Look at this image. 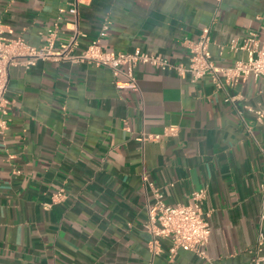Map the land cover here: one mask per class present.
I'll return each instance as SVG.
<instances>
[{
  "label": "crops",
  "instance_id": "obj_1",
  "mask_svg": "<svg viewBox=\"0 0 264 264\" xmlns=\"http://www.w3.org/2000/svg\"><path fill=\"white\" fill-rule=\"evenodd\" d=\"M74 0H0V24L41 48L56 28L53 52L69 42ZM80 54L92 41L105 51L140 50L187 65V41L211 26L213 61L231 67L250 31L259 34L264 0H82ZM105 19L111 21L101 37ZM223 47V49L221 48ZM139 90L117 89L110 69L39 61L12 67L9 128L0 133V264H251L264 236V122L236 111L264 108V80L250 77L225 102L209 77L191 83L151 66L136 70ZM177 126L174 137L142 141ZM64 189L65 198L52 203ZM204 190L211 226L209 260L169 243L150 249L145 229L155 191L188 205ZM50 205V206H49ZM264 256V247H263Z\"/></svg>",
  "mask_w": 264,
  "mask_h": 264
},
{
  "label": "built area",
  "instance_id": "obj_2",
  "mask_svg": "<svg viewBox=\"0 0 264 264\" xmlns=\"http://www.w3.org/2000/svg\"><path fill=\"white\" fill-rule=\"evenodd\" d=\"M223 0H216L218 6ZM82 0H74L69 13L76 17L74 33L69 42L63 44L58 52H53L57 29L48 31L46 44L37 48L28 44L21 37H12L13 31L0 24V133L4 134L9 128L10 101L7 99L10 71L12 67L22 66L26 70L35 67L39 61L86 63L96 67L110 69L115 77H124L125 81L115 83L117 89L138 91L136 70L139 66H151L161 72H175L181 79H189L191 83H198L209 77L217 91L226 93L225 102L236 105L243 101L241 95L232 96L228 90L236 88L250 77L255 80H264V39L259 34L250 31L241 44L233 41L230 45L234 52L242 51L246 59L235 60L231 67L217 66L213 61L210 46L213 44L212 27L202 30L196 41H187L190 53L187 65L172 63L167 57L155 52L135 50L132 52L105 51L99 42L92 41L80 54L75 51L81 34L77 28L78 8ZM111 28V21L105 19L100 36L106 37ZM264 32V22L261 27ZM223 49V47H221ZM237 113L244 121V113L255 116L258 123L264 122V108H254L245 105ZM179 133L177 126L164 129L162 135H144L141 140L157 141L161 137H174ZM65 198L64 189H61L52 198V203H59ZM205 191L199 190L192 194V202L188 205H169L165 202V195L155 191L154 201L147 208L145 229L150 233L151 251L157 255L161 252L163 242L169 243V255L173 259L180 251L193 252L199 257L209 260L205 248L210 242L211 226L208 215L204 213L203 201ZM50 206V205H49ZM264 236L259 235L256 246L250 251L251 264H264L263 256Z\"/></svg>",
  "mask_w": 264,
  "mask_h": 264
}]
</instances>
